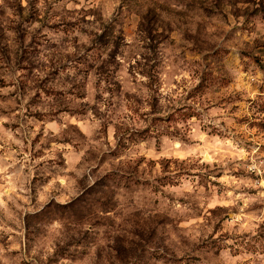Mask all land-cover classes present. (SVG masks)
Instances as JSON below:
<instances>
[{"label":"clouds","instance_id":"obj_1","mask_svg":"<svg viewBox=\"0 0 264 264\" xmlns=\"http://www.w3.org/2000/svg\"><path fill=\"white\" fill-rule=\"evenodd\" d=\"M0 264H264V0H0Z\"/></svg>","mask_w":264,"mask_h":264}]
</instances>
